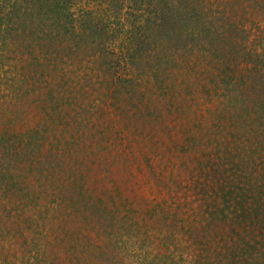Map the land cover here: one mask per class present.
<instances>
[{"label": "trees", "instance_id": "obj_1", "mask_svg": "<svg viewBox=\"0 0 264 264\" xmlns=\"http://www.w3.org/2000/svg\"><path fill=\"white\" fill-rule=\"evenodd\" d=\"M264 264V0H0V264Z\"/></svg>", "mask_w": 264, "mask_h": 264}, {"label": "rangeland", "instance_id": "obj_2", "mask_svg": "<svg viewBox=\"0 0 264 264\" xmlns=\"http://www.w3.org/2000/svg\"><path fill=\"white\" fill-rule=\"evenodd\" d=\"M180 264H193V263H190V259H187L185 257Z\"/></svg>", "mask_w": 264, "mask_h": 264}]
</instances>
